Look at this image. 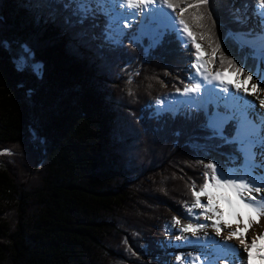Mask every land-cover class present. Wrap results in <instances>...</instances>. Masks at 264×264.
Masks as SVG:
<instances>
[{"label":"trees","instance_id":"obj_1","mask_svg":"<svg viewBox=\"0 0 264 264\" xmlns=\"http://www.w3.org/2000/svg\"><path fill=\"white\" fill-rule=\"evenodd\" d=\"M64 3L0 0V264H168L167 231L191 204L192 181L202 185L204 164L233 167L237 145L207 139L200 109L156 115V101L193 75L195 50L174 31L154 47L146 37L112 44L104 16L81 22ZM255 3L210 0L221 48L210 58L208 40L197 42L215 72L235 73L228 59L255 63L223 39L255 28Z\"/></svg>","mask_w":264,"mask_h":264},{"label":"snow or ice","instance_id":"obj_2","mask_svg":"<svg viewBox=\"0 0 264 264\" xmlns=\"http://www.w3.org/2000/svg\"><path fill=\"white\" fill-rule=\"evenodd\" d=\"M209 4L210 0H66L63 6L71 11V15L77 16L81 22L89 17H95L98 13H103L107 17L106 38L116 45L122 43L126 35L123 29L129 27L128 23H124L128 19V13L117 9L132 10L133 15L144 17L133 39L139 41L147 37L150 40L149 47H154L161 42L166 31H175L184 46L191 45L194 48L195 62L192 68L203 81L211 83L218 80L221 85L225 83L234 85L237 91L243 87V92L249 94L248 81L255 76L258 83L251 85V94L256 93L259 85L264 84V0H256L255 3L253 12L257 18L255 28L227 31L223 38L225 42L231 39L241 49H247L248 53L244 59H251L255 62L252 67H248L247 64L237 66L233 60H227L228 65L235 70V74L245 73L247 68L248 74L241 82L226 81L219 71L210 72L204 61L206 53L202 45L197 42L198 39L208 40L212 48L210 58H215L221 48L220 38L214 31L216 20ZM248 7L245 4L235 9L234 15L237 21L244 23L248 20V15L244 11ZM164 9L170 11L166 12ZM186 14L190 15L195 27L203 31L200 33L193 31L185 18ZM3 46L7 47V43L5 42ZM28 55L30 53L25 49V55L17 60L18 70H24L28 66ZM224 59L225 57L222 56L221 63ZM213 62H215L214 59ZM32 68L34 71H39L38 65H32ZM189 79L191 80L192 77ZM200 90L201 83L189 84L185 85L181 94L190 95ZM179 91L177 89V92ZM222 91L226 94L230 92L227 86L223 87ZM129 94H132L131 91ZM156 103L160 105L162 101L158 99ZM260 103L264 106V100ZM224 106L226 111L221 113L220 111L209 112L205 105L206 119L202 127L212 133L207 139L218 137L224 144L237 145L235 152L228 154V159L235 165L242 157V163L239 167L232 168L219 164V162L204 164L203 183L197 188L196 182L192 181L190 186L192 202L185 204L191 219L182 224L179 218H173L171 227H178L181 233L174 239L187 243H200L201 252L200 255L191 258L193 264H219L221 259L227 260L228 264H235L238 249L234 245L227 244L226 241L221 242L208 236L207 233L200 236L199 233L208 225L192 221L199 220L201 216L204 220L211 221V226L215 229L217 236L222 232L221 224L231 228L235 223L236 229L230 231L226 239H240V243L244 245L247 252L248 264H252L254 259L251 249L257 248V240L260 241L257 258L261 264H264V234L258 235L251 241V244L243 238L252 224H258L260 218L264 217V114L254 112L252 101L242 100L241 97L233 95L224 98ZM167 110L175 111L171 108ZM156 115L159 116L160 113ZM231 121L236 122V127L234 134L229 136L224 130ZM180 134L179 131L176 133L177 136ZM236 153H239V156ZM202 197L206 198V203L202 202ZM225 206L226 212L223 210ZM196 209L202 211L196 214L194 211ZM241 223H243V228L239 227ZM186 233H190L195 239H188L184 235ZM175 259L177 264H182L185 257L177 255Z\"/></svg>","mask_w":264,"mask_h":264},{"label":"rangeland","instance_id":"obj_3","mask_svg":"<svg viewBox=\"0 0 264 264\" xmlns=\"http://www.w3.org/2000/svg\"><path fill=\"white\" fill-rule=\"evenodd\" d=\"M164 11L168 12L170 10L164 9ZM100 14L102 16H105L103 13H100ZM252 15H254V14L252 13ZM142 18H143V16H140V15H138L137 17H135L134 15L128 16L126 23L129 24V27L123 29V31L126 33L127 36H132V34L135 35L137 33L138 29L141 27V21L144 19V18L143 19ZM106 19H107V17H106ZM255 25L257 26V18L255 20ZM177 27H179V25H177ZM105 28H107V26H105ZM175 34L177 36L176 32H175ZM177 38H178V36H177ZM178 39L181 42L180 44L184 45L182 40L180 38H178ZM147 40H148V43L150 44V40L148 38H147ZM204 61L207 65L208 70L210 71L211 67L208 63V59H207L206 54L204 55ZM194 62H195V59H194ZM192 72H193V77L189 81V84L201 83V89H206V87L211 84V88H215L216 90H218L221 93V94H219V97L217 96L216 92L213 89H211L210 92H208L210 89L204 90L205 98H204V100H202V102H199L197 100L198 96H196V93H192L190 95H181V97L179 95H173V96H169V97H166L165 99H163L162 103L160 105H157V103H156V107L158 108V110L159 109H165L166 110V109H170V108L174 109L175 111L179 110V112H181V111L187 112L189 109H194V108H200V109L204 110V106L206 105V107H207V102L209 100H211L212 102H208V103L212 104L214 106L215 111H221L223 109L226 110L225 106H224V98H227L229 95L241 97L242 100H245V97L247 94H245L243 92V87H241L240 91H237L236 88L234 87V85H232L231 87H233V89L230 90L229 95H228V93L226 94L222 91V88L225 86L228 87L229 84L225 83V85H221L218 81H216V82L212 81L211 83L204 82L202 80V78L199 75H197L195 69ZM222 74L224 75L226 81L227 80H232L233 82H241L242 81L240 76L237 74L234 76L233 75L229 76L225 73H222ZM256 83H258V81L256 80L255 76L253 77V79L251 81H248L249 91H251V85L256 84ZM263 86H264V84H263ZM217 98H220V99H217ZM231 122H233V125H234L233 129H235L236 122L235 121H231ZM240 163H242V157L240 159V162H238L237 165L235 164L236 166H233V167H239ZM201 199H202V202L206 203L205 197H202ZM194 211L196 214H199L202 210L196 209ZM178 218L181 220L182 224L187 223L191 219V217L188 216L187 211H185L184 213L179 215ZM192 222L203 223V220H200V219L199 220H193ZM204 222H206V221L204 220ZM205 233H207V235L210 237H214V230L212 229L211 226L206 227L204 230H202L199 233V235L203 236ZM176 235H181V233L178 230V227H170L168 229V237H167L170 240H168V241L166 240V242L164 243V251L168 254L167 255L168 256V264H177L176 259H175V257L177 255L185 257V260L182 262V264H193L191 258L196 256V255H200V252H201L200 243H188L187 244L186 241H176L174 239V237ZM184 235L187 236L188 239H190V240L195 239L191 236L190 233H186ZM238 241H240V240H237V242ZM182 246H184V247H182ZM220 261H222V259Z\"/></svg>","mask_w":264,"mask_h":264},{"label":"bare ground","instance_id":"obj_4","mask_svg":"<svg viewBox=\"0 0 264 264\" xmlns=\"http://www.w3.org/2000/svg\"><path fill=\"white\" fill-rule=\"evenodd\" d=\"M117 10L127 12L128 16L133 15L132 10H128V9H117ZM125 21H127V19ZM216 81H218V80H215V82ZM249 84H248V87H249ZM231 86L232 85L228 86L229 90L233 89V87H231ZM206 89H210V90L213 89L216 92L218 97H219V94H221L215 88H211V84L209 86H207ZM206 89H201L198 93H196V96H198L197 100L199 102H202V100H204V98H205L204 90H206ZM208 92H210V91H208ZM181 95L182 94L180 93L179 96L181 97ZM228 95H229V93H228ZM245 100L246 101H252L254 103V112L255 113L264 114V106H261V103H260L262 100H264V86H263V84H260L259 89L256 91V93L251 94V91H249V94L246 95ZM231 124H233V122H231ZM223 210L226 212V206ZM200 220H203V223L208 225V226H211V224H212L211 221L205 220L206 222H204L203 217H200ZM220 227L222 229V232L219 236L216 235L215 229L212 227V229L214 230V238L218 241H221V242L226 241L227 244L234 245L235 248L238 249V252L236 253L235 264H248L247 252L245 251L244 245H242L240 243V241L237 242V240H240V239H235V238L231 239V240L226 239L229 232L234 231L236 229L237 225L235 223H233L231 228H227L223 224H221ZM239 227L243 228V223H241L239 225ZM263 232H264V217H261L259 220V223L258 224L253 223L252 227L249 229V231L245 234V236L243 238L246 239L249 244H251V241L253 239H255L258 235L263 234ZM259 244H260V241L257 240V248L251 249L253 257H254V259L252 260V264H261V261L257 258V249L259 247ZM219 264H228V261L225 259H222V261H220Z\"/></svg>","mask_w":264,"mask_h":264}]
</instances>
